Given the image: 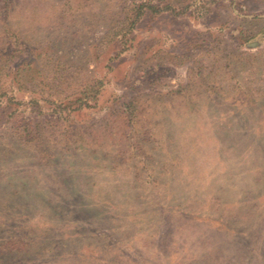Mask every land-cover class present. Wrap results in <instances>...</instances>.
I'll return each mask as SVG.
<instances>
[{
  "label": "rangeland",
  "instance_id": "1",
  "mask_svg": "<svg viewBox=\"0 0 264 264\" xmlns=\"http://www.w3.org/2000/svg\"><path fill=\"white\" fill-rule=\"evenodd\" d=\"M0 264H264V0H0Z\"/></svg>",
  "mask_w": 264,
  "mask_h": 264
},
{
  "label": "trees",
  "instance_id": "2",
  "mask_svg": "<svg viewBox=\"0 0 264 264\" xmlns=\"http://www.w3.org/2000/svg\"><path fill=\"white\" fill-rule=\"evenodd\" d=\"M4 1H8V0H4ZM147 7V9L153 11L154 13H163V12H166L168 10H170L171 12H173L174 9H172L171 7H164V10H159V8L157 7H154L152 5H139V6H136L134 8V12H133V15L134 13H136L135 15V19L134 20H137L139 18V16H141V12L140 10L143 9V7ZM169 11V12H170ZM18 71L20 72H24L22 69H18L17 70V73ZM100 87H101V83L96 81V82H93L92 84H88V85H85L81 88V92H80V98L76 100V103L77 104H82L83 103L85 104L86 100L88 101H92V100H95V97L96 95L98 94V92L100 91ZM84 100V101H83ZM86 106V105H85ZM133 113V112H131Z\"/></svg>",
  "mask_w": 264,
  "mask_h": 264
}]
</instances>
